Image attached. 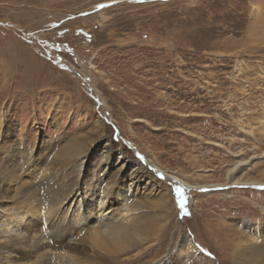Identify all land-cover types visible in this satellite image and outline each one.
<instances>
[{
  "label": "rangeland",
  "instance_id": "rangeland-1",
  "mask_svg": "<svg viewBox=\"0 0 264 264\" xmlns=\"http://www.w3.org/2000/svg\"><path fill=\"white\" fill-rule=\"evenodd\" d=\"M262 19L264 0H0L1 196L37 180L45 163L50 173L71 171L74 160L44 150L43 141L122 147L130 161L186 185L140 178L143 211H166L165 225L156 242L109 264L181 263L184 235L197 250L185 264H240L238 242H264ZM100 120L106 131L96 128ZM9 136L33 155L9 153ZM11 168L15 185L4 172ZM175 187L184 190L183 209L167 195ZM159 195L169 198L164 208ZM10 242L0 244L9 261ZM142 247L149 250L139 257Z\"/></svg>",
  "mask_w": 264,
  "mask_h": 264
},
{
  "label": "bare ground",
  "instance_id": "bare-ground-1",
  "mask_svg": "<svg viewBox=\"0 0 264 264\" xmlns=\"http://www.w3.org/2000/svg\"><path fill=\"white\" fill-rule=\"evenodd\" d=\"M260 25L264 26V19ZM262 36L263 34L259 36V40ZM96 128L100 132L105 130L102 120ZM98 132L96 130V134ZM8 140L9 153L23 159H29L33 155L30 147L16 141L14 143L12 136ZM48 146L45 141L41 144L44 150H51L56 156L73 159V167L68 173L66 170L50 173V166L45 163L37 172V180L28 183L19 192L10 188V195L5 196V199L0 192V244L3 241L7 244L11 240L10 253L14 257L11 261L7 260V251L0 245V264H109L136 245L146 243V246L156 242L165 225L167 213L159 210L149 215V212H144L149 207L136 197L134 187L142 177H146V183L150 186L156 185L157 176L169 178L180 186L186 185L182 179L156 166L148 168L146 162L130 161V156L122 147L111 153L91 141L66 145L63 143L59 147ZM2 150L0 149V153ZM94 157L98 160L95 170L92 161ZM110 169L117 173L114 180L105 177ZM125 170L130 171L128 183L123 177ZM4 172L10 185L18 183L15 178L17 168ZM239 182L234 177L232 185ZM192 186L187 185L186 190ZM209 186L217 188L214 184ZM169 191L167 189V195H170ZM158 200L162 204L161 208L169 203V198L163 195H159ZM261 210L264 212V207ZM39 220L41 226L38 224ZM27 231L29 234L25 239L24 233ZM184 245H188L187 252L186 248L183 249ZM176 247V251L182 254L183 261L178 264H185L184 261L197 251L193 241L186 235ZM86 250V256L79 254V251ZM148 250L142 247L137 255L142 257ZM23 256L27 258L24 262L21 260ZM235 256L240 264H264V242H238L233 251V259ZM147 264L172 263L169 260H155Z\"/></svg>",
  "mask_w": 264,
  "mask_h": 264
},
{
  "label": "snow or ice",
  "instance_id": "snow-or-ice-1",
  "mask_svg": "<svg viewBox=\"0 0 264 264\" xmlns=\"http://www.w3.org/2000/svg\"><path fill=\"white\" fill-rule=\"evenodd\" d=\"M104 5H100V7H103ZM175 197V202L179 205L181 209L184 208V190L180 187H175L174 189H170V195H173Z\"/></svg>",
  "mask_w": 264,
  "mask_h": 264
}]
</instances>
